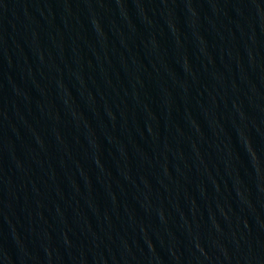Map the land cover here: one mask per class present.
Here are the masks:
<instances>
[{"label": "water", "instance_id": "water-1", "mask_svg": "<svg viewBox=\"0 0 264 264\" xmlns=\"http://www.w3.org/2000/svg\"><path fill=\"white\" fill-rule=\"evenodd\" d=\"M0 264H264V0H0Z\"/></svg>", "mask_w": 264, "mask_h": 264}]
</instances>
